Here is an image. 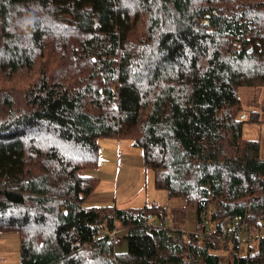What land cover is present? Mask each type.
<instances>
[{
	"label": "trees",
	"instance_id": "1",
	"mask_svg": "<svg viewBox=\"0 0 264 264\" xmlns=\"http://www.w3.org/2000/svg\"><path fill=\"white\" fill-rule=\"evenodd\" d=\"M240 87L264 112V0H0V232L20 264H264V157L242 136L264 117ZM102 138L139 148L194 230L237 216L246 240L164 226L155 202L84 206Z\"/></svg>",
	"mask_w": 264,
	"mask_h": 264
},
{
	"label": "rangeland",
	"instance_id": "2",
	"mask_svg": "<svg viewBox=\"0 0 264 264\" xmlns=\"http://www.w3.org/2000/svg\"><path fill=\"white\" fill-rule=\"evenodd\" d=\"M239 95L241 104L246 111V114L241 113V115L249 114V110H257L259 111V117H264V112L260 111L259 107L263 100V94L260 88L240 87ZM242 136L248 139L259 140L261 155L264 157V123L255 124L244 122L242 126ZM126 150L128 153L124 155L123 150L119 149L117 146L115 152L112 153L113 162L105 160L103 155H101L98 167L89 171V174L99 178V183L95 191L101 192L111 190L117 194L116 203L119 207L136 208L144 204L155 202L157 205L160 204L162 211H166L169 210V207L166 208L165 206H169V204L173 203L175 205L174 207H177V203H182L180 198L168 199L165 191L156 190L153 187L152 170L144 167L143 160H141V150L139 148L135 147ZM100 153L101 152H99V154ZM113 154H115V156H113ZM117 154H119L118 163L116 162ZM87 202L88 200H86L85 204H87ZM175 209L176 212L182 216L183 221L180 224H185V228L183 229L188 232L193 231L195 226L193 212L187 210L185 213H182L180 209ZM163 218L165 219V223L170 226V218L164 215L161 218L162 221ZM261 223L263 224L262 233H264V218ZM176 224H178L177 221ZM120 234H122V231H120ZM122 242L123 241L119 244V250L125 247V243ZM219 252L226 254L222 250ZM0 264H20L19 238L17 235L0 236Z\"/></svg>",
	"mask_w": 264,
	"mask_h": 264
},
{
	"label": "crops",
	"instance_id": "3",
	"mask_svg": "<svg viewBox=\"0 0 264 264\" xmlns=\"http://www.w3.org/2000/svg\"><path fill=\"white\" fill-rule=\"evenodd\" d=\"M117 146H118L119 149L123 150L124 155L126 153H128L126 149L135 148L134 146L131 145V142L129 140L102 138V139L99 140V152L102 153V154L101 153L99 154V156H100L99 163H100V160H101V155H103V158L105 160H109V162H113L112 153L115 152ZM108 152H111V153H108ZM119 154H121V153H119ZM119 154L116 155V162L117 163H118V159H119ZM260 155H261V145H260ZM113 156H115V154H113ZM141 160H142V156H141ZM116 196H117V194H115L111 190L101 191V192L95 191L88 197V199H87L88 202H87V204H84V206H93V205L118 206L117 203H116ZM178 204L179 203H177V205ZM174 206L175 205L173 203L169 204V206H165L166 208L169 207V210L163 211L164 212L163 216L166 215V217L171 219V215H174L176 221L178 223H182L183 220L181 219V216L178 213H175V212L172 213L171 212V209L174 208ZM184 225L185 224H181L180 227L183 229V228H185ZM261 225H262L261 230H263V224L261 223ZM10 235L14 236V235H17V234L16 233H1L0 232V236H10ZM123 250H125V247H123V249L121 251H123Z\"/></svg>",
	"mask_w": 264,
	"mask_h": 264
},
{
	"label": "built area",
	"instance_id": "4",
	"mask_svg": "<svg viewBox=\"0 0 264 264\" xmlns=\"http://www.w3.org/2000/svg\"><path fill=\"white\" fill-rule=\"evenodd\" d=\"M112 215H113V211L111 212L110 216L112 217ZM162 225L167 226L165 222H162ZM260 228H262V225ZM239 229L241 230L240 239L243 242L246 240L247 224L242 223L237 216H233L228 223L222 225L218 233H216V230L212 225L208 226L204 230H193L191 231V233L194 237H201L202 235H206V236H211V238H214L216 240L223 241L224 239L230 237L232 234L237 232ZM99 233L101 236L106 235L113 245H119L121 242L120 230L117 227H115L114 224L111 230L108 231L105 228L104 229L101 228L99 230Z\"/></svg>",
	"mask_w": 264,
	"mask_h": 264
}]
</instances>
